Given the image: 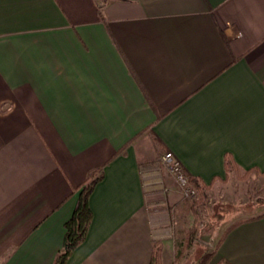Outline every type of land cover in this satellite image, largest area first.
<instances>
[{
    "label": "crops",
    "instance_id": "0c3cea01",
    "mask_svg": "<svg viewBox=\"0 0 264 264\" xmlns=\"http://www.w3.org/2000/svg\"><path fill=\"white\" fill-rule=\"evenodd\" d=\"M167 151L203 187L264 172V0H0V264H54L98 170L65 264H173ZM236 214L210 264H264V213Z\"/></svg>",
    "mask_w": 264,
    "mask_h": 264
},
{
    "label": "rangeland",
    "instance_id": "374dc122",
    "mask_svg": "<svg viewBox=\"0 0 264 264\" xmlns=\"http://www.w3.org/2000/svg\"><path fill=\"white\" fill-rule=\"evenodd\" d=\"M159 161L160 159L156 161L157 165ZM158 167L161 174L166 171L161 163ZM159 189L161 188H154L153 184L147 186L149 191ZM198 190V196L195 198L182 195L177 205L176 215L174 214L177 224L173 233V264H210L214 233L218 227L225 225L223 222L226 210L233 209L237 217L253 208H257L259 213H264V172L229 165L222 181L209 187L200 186ZM210 223L216 225L209 228ZM177 250L182 253L179 257H176Z\"/></svg>",
    "mask_w": 264,
    "mask_h": 264
},
{
    "label": "trees",
    "instance_id": "16d2710c",
    "mask_svg": "<svg viewBox=\"0 0 264 264\" xmlns=\"http://www.w3.org/2000/svg\"><path fill=\"white\" fill-rule=\"evenodd\" d=\"M103 176V171L98 170L91 173L87 180L81 185L80 195L73 211L72 216L65 223L66 234L63 246L56 257L54 264H65L68 257L86 237L90 222L93 217V212L89 206V196L96 184ZM193 184L198 187V180L189 175ZM216 225V224H215ZM214 224L210 223L209 228H213ZM181 251L177 250L176 257L181 256ZM208 256V255H207ZM150 264H161V243L155 242L153 245V255Z\"/></svg>",
    "mask_w": 264,
    "mask_h": 264
},
{
    "label": "built area",
    "instance_id": "2783aa9c",
    "mask_svg": "<svg viewBox=\"0 0 264 264\" xmlns=\"http://www.w3.org/2000/svg\"><path fill=\"white\" fill-rule=\"evenodd\" d=\"M160 163L163 169L174 176L185 197L195 198L198 196L199 190L197 186L193 184L183 164L173 152L167 151L164 153L160 158ZM162 182L161 180V186L163 185Z\"/></svg>",
    "mask_w": 264,
    "mask_h": 264
}]
</instances>
